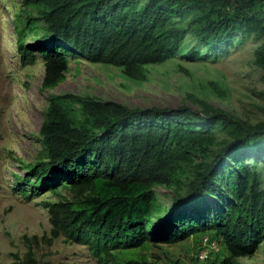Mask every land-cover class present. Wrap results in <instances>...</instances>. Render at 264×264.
<instances>
[{
    "label": "trees",
    "instance_id": "16d2710c",
    "mask_svg": "<svg viewBox=\"0 0 264 264\" xmlns=\"http://www.w3.org/2000/svg\"><path fill=\"white\" fill-rule=\"evenodd\" d=\"M23 4L43 22L40 40L49 38L30 45L17 38L24 65L36 54L43 60V90L65 79L67 55L118 67L141 82L148 79V65L176 57L215 59L235 44L236 35L264 39V0ZM35 19H25V27L32 30ZM253 63L264 74V41L255 47ZM196 100L201 112L186 105L130 108L89 94H51L39 129L45 156L26 164L24 177L15 175L57 196L41 201L50 229L40 242L25 236V254L12 252L10 264H39L33 243L50 245L61 236L87 246L102 264H150L141 255L150 243L203 234L218 243L222 253L212 254L223 255L222 264H239L238 258L256 253L264 242V118L252 123ZM259 109L264 114V103ZM157 187L175 189L171 209Z\"/></svg>",
    "mask_w": 264,
    "mask_h": 264
},
{
    "label": "rangeland",
    "instance_id": "374dc122",
    "mask_svg": "<svg viewBox=\"0 0 264 264\" xmlns=\"http://www.w3.org/2000/svg\"><path fill=\"white\" fill-rule=\"evenodd\" d=\"M29 16L36 18L32 30L25 27V19ZM37 16L23 0H0V264H10L12 252L25 254V236L36 235L40 242L39 237L49 233V218L41 201L56 200L57 196L23 183L15 175L24 177L28 173L25 165L45 156L39 129L51 94H89L102 100H115L130 108L176 109L186 105L201 112L203 107L196 100L199 98L252 123L264 118L259 109L264 103L260 95L264 90V74L253 63L255 47L264 39L236 35L235 44L215 59L213 55L193 61L188 57H176L162 64L148 65V79L141 82L128 79L118 67L93 63L80 55H67L69 69L65 79L55 88L43 90V60L36 54L33 63L24 65L17 48L18 36L26 45L46 44L49 40H40L44 29ZM178 64L187 70H181ZM174 190L156 188L160 199L170 209L176 196ZM31 191L34 195L29 200L26 194ZM62 194L70 197L64 190ZM204 235H193L170 244L150 243L141 250V255L150 264H222L221 254H212L205 262L197 260ZM36 244L33 243L39 264H102L87 246L69 243L63 236L50 245ZM237 261L239 264H264V242L252 256Z\"/></svg>",
    "mask_w": 264,
    "mask_h": 264
},
{
    "label": "built area",
    "instance_id": "2783aa9c",
    "mask_svg": "<svg viewBox=\"0 0 264 264\" xmlns=\"http://www.w3.org/2000/svg\"><path fill=\"white\" fill-rule=\"evenodd\" d=\"M217 249L218 246L215 241H208V238L204 237L201 246L197 252V257L200 260H205L209 257L211 251H216Z\"/></svg>",
    "mask_w": 264,
    "mask_h": 264
},
{
    "label": "clouds",
    "instance_id": "9594fccd",
    "mask_svg": "<svg viewBox=\"0 0 264 264\" xmlns=\"http://www.w3.org/2000/svg\"><path fill=\"white\" fill-rule=\"evenodd\" d=\"M212 241H214V240H212ZM216 242V241H215ZM217 243V242H216ZM217 246H218V243H217ZM217 251H219V246H218V249L216 250V251H211V253H210V255L212 254V253H214V252H217ZM210 255H209V257H210ZM208 257V258H209ZM208 258H206L205 260H207ZM205 260H200L199 259V261H205Z\"/></svg>",
    "mask_w": 264,
    "mask_h": 264
}]
</instances>
